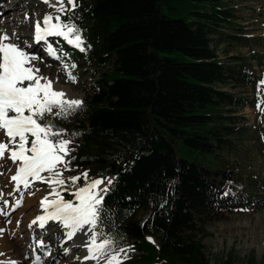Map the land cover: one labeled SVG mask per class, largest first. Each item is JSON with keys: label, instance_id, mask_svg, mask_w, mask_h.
<instances>
[{"label": "trees", "instance_id": "16d2710c", "mask_svg": "<svg viewBox=\"0 0 264 264\" xmlns=\"http://www.w3.org/2000/svg\"><path fill=\"white\" fill-rule=\"evenodd\" d=\"M225 1L77 0L69 13L91 48L65 49L77 61L112 68L95 82L99 91L84 101L85 108L58 123L82 133L73 153L78 168L65 175L87 170L90 177H111L116 168L105 230L123 237L120 246H134L137 254L128 264H210L198 238L202 227L244 209H264V180L257 175L246 178L247 187L231 168L212 170L178 158L174 147L178 140L217 156L232 146L225 136L236 128L223 121L237 119L224 118L222 111L249 102L223 87L248 88L257 81L251 66L231 67L212 47L214 37L234 26ZM184 4L191 7L188 15ZM225 188L232 194L222 197ZM225 264H233L232 255Z\"/></svg>", "mask_w": 264, "mask_h": 264}, {"label": "snow or ice", "instance_id": "6c2138e0", "mask_svg": "<svg viewBox=\"0 0 264 264\" xmlns=\"http://www.w3.org/2000/svg\"><path fill=\"white\" fill-rule=\"evenodd\" d=\"M43 2L53 12L46 13L42 19L34 22V43L45 44L47 53L56 60L62 57L58 55L60 50L49 43L51 37H61L80 52H87L91 45L86 43L82 29L69 15L79 6L77 0ZM19 39L16 32L11 35L0 33V132L4 134V139L0 140V161L8 159L15 166V173L10 177L13 190L5 193L0 187V215L5 216L6 223H11L10 217L23 206L25 194L34 196L35 191L32 189L36 183L46 184L49 192L40 201L43 214L37 215L28 225L33 230L30 245L32 264H45V258L52 254L50 243L45 240L49 222H58L66 230L64 235L68 241L79 233L87 237L82 245L87 252L83 261L126 264L135 251L134 246H120L123 237L112 229L105 230L108 211L106 197L117 176L101 174L99 177H90L87 170L77 175H65L78 168V165H73L76 160L73 153L79 147L76 138L82 133L69 132L56 121L70 122L71 117L85 108V102L58 88V77L53 80L42 74L35 62H43V58L30 50L32 45L27 41L23 45L13 42ZM63 67L67 81L77 83L78 77L73 75L72 70L78 66L74 62H65ZM259 85L264 86V79ZM262 104L264 99L260 100L257 107L264 112ZM46 116L50 119H45ZM2 175L4 172L0 171ZM171 184L174 185L175 181H171ZM65 193L72 198H66ZM230 194V188L220 193L222 197ZM166 203L167 199L160 207L163 208ZM19 223L17 221V226ZM3 231L0 228V233ZM146 239L156 244L151 236ZM0 256L5 254L0 253ZM0 264H18V261L0 260Z\"/></svg>", "mask_w": 264, "mask_h": 264}, {"label": "rangeland", "instance_id": "374dc122", "mask_svg": "<svg viewBox=\"0 0 264 264\" xmlns=\"http://www.w3.org/2000/svg\"><path fill=\"white\" fill-rule=\"evenodd\" d=\"M13 1L19 2L18 0H6L4 8L0 7V23L5 22L4 25L0 24V33H3L1 27L5 26L7 28L4 32L9 35L16 32L19 35V41L14 40L13 42L23 45V42L27 41L33 46L34 22L37 19H42L46 13L53 12V9L45 4L43 0L20 1L19 7L15 9L11 6ZM224 6L226 9L233 11L232 23L234 26L231 29H223L222 34H225L224 36L214 37L212 47L217 50L219 58L231 67L251 66L256 74L257 81L255 85L248 88L231 83L223 87L224 90L236 97L249 102L245 106L227 108L222 111L224 118L237 119L235 124H232L229 120L223 121L224 126L236 128L234 134L225 136L226 139L230 140L232 146L217 151V156H214V154L207 156L190 150L178 140L174 143V147L178 158L205 164L212 170H218L220 167L231 168L244 176V182L248 185L246 178H249V175L252 174L264 180V112L258 110L257 107L260 100L264 99V86L259 85V82L264 79V0H226ZM183 8L188 15L191 7L184 4ZM257 37L262 38L263 41L259 43L252 40ZM51 38L53 39L51 43L60 50L58 55H61V60L51 57L46 51L47 46L43 43L38 45V50L33 47L30 49L43 58V62H35L41 68L42 74L51 77L53 80L58 77L59 85L64 90L75 95L81 94L84 101L97 93L99 89L96 88L95 82L102 77L106 70H111L112 64L105 69H100L87 59L83 58L77 61L65 49L69 44L63 38ZM170 56L187 60L180 53H174ZM65 62H74L78 66L72 70L73 75L78 77L77 83L67 81L63 67ZM261 108H264V104L261 105ZM45 119H50V117L46 116ZM59 121L57 120L56 123L58 124ZM3 139L4 134L0 132V140ZM0 171L4 172V175L0 176V187L3 188L5 193L11 192L14 185L10 182V177L15 173V166L10 160L5 159L0 161ZM32 191H35V195L25 194L23 206L13 212L10 217L11 223H6L5 216L0 215V228L4 229L0 236H5L10 244L19 242L18 246L25 261L24 264H32L31 260L33 259L30 247L32 238L29 239L27 236L29 233L33 235V230L26 231L25 229H28L29 218L34 219L42 212L40 200L47 195L49 187L46 184L37 182ZM17 221L20 222L19 226H17ZM59 229L58 222L53 227L48 226L45 240L50 243L52 254L46 257L48 260H46V264H82L84 253L81 251L77 252L76 255L67 253L65 251L68 244L65 242L67 238L64 231ZM56 230L61 231V233L58 231L57 236L54 238L53 234ZM36 234L39 235L40 233L36 232ZM198 234V238L202 239L206 257L210 264H225L231 255L233 264H264V209L257 211L244 210L228 214L224 220L202 227ZM29 241L31 244H29ZM136 254L137 252L134 251L131 256ZM58 255L59 259L57 260ZM77 257L81 259H77ZM11 260H16V258H11ZM126 264H128V261Z\"/></svg>", "mask_w": 264, "mask_h": 264}, {"label": "bare ground", "instance_id": "6f19581e", "mask_svg": "<svg viewBox=\"0 0 264 264\" xmlns=\"http://www.w3.org/2000/svg\"><path fill=\"white\" fill-rule=\"evenodd\" d=\"M5 1L6 0H0V7H2V8H4V6H5ZM18 5H20V1L19 2H17V1H13V4H11V6H13V8H18L19 6ZM8 7V6H7ZM11 8V7H10ZM1 12V11H0ZM0 24H5V22H2V23H0ZM2 29H1V31L2 32H4V31H6L5 29L7 28V27H5V26H2L1 27ZM34 49H36V50H38L39 49V46H38V44H36V43H33V46H32ZM58 88H61V89H63L60 85H59V82H58V84L56 85ZM69 92V91H68ZM70 93V95L72 96V97H76V98H81V99H83V97H82V95L81 94H72L71 92H69ZM41 201V200H40ZM41 211H42V209H41ZM40 214H43L42 212H40ZM31 220H33V218H29V221H28V223H27V226L30 224V222H31ZM53 222H49V224H52ZM58 227V226H57ZM59 227H60V229H62V226L61 225H59ZM59 229V230H60ZM26 231H29V227H28V229L26 228L25 229ZM59 230H56L55 232H54V238H55V236H57V233H58V231ZM62 231H66V230H63L62 229ZM32 232V231H31ZM37 232H39V231H37ZM40 233V232H39ZM59 233H61V231H59ZM38 235V234H37ZM28 237H29V239L30 238H32V234L31 233H29L28 235H27ZM21 240H23V238H21ZM86 240H87V237L86 236H84V234L83 233H79L78 235H77V237H75V238H73V240H71V241H68L67 239L65 240V242H67L68 244L66 245L67 246V248L65 247V245H64V247L66 248V249H68V251H67V253H69V254H74V255H76L77 254V252H79V251H81L82 253H84V255H83V257L87 254V252H86V248L85 247H83L82 245L86 242ZM18 244H19V242L18 243H15V244H10L9 243V240L5 237V236H0V253H4L5 254V256H0V260H7V259H11V258H16V261H18V264H24L25 263V261H24V259H23V256H22V253H21V250H20V247L18 246ZM29 244H31V242L29 241ZM65 244V243H64ZM22 256V257H21ZM33 256V255H32ZM31 256V257H32ZM82 257V258H83ZM57 260L59 259V255L57 256V258H56ZM46 260H47V258H45V264H46ZM32 261V260H31ZM48 261V260H47ZM82 261H83V259H82ZM48 263V262H47ZM82 264H94V262H91V261H83L82 262Z\"/></svg>", "mask_w": 264, "mask_h": 264}, {"label": "water", "instance_id": "95a60500", "mask_svg": "<svg viewBox=\"0 0 264 264\" xmlns=\"http://www.w3.org/2000/svg\"><path fill=\"white\" fill-rule=\"evenodd\" d=\"M113 176H117V171H116V168L114 167V174Z\"/></svg>", "mask_w": 264, "mask_h": 264}]
</instances>
